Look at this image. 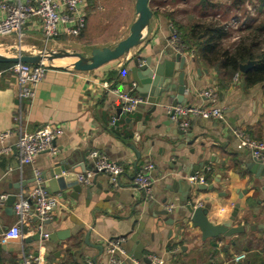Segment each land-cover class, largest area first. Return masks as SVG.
I'll use <instances>...</instances> for the list:
<instances>
[{
  "label": "crops",
  "instance_id": "obj_1",
  "mask_svg": "<svg viewBox=\"0 0 264 264\" xmlns=\"http://www.w3.org/2000/svg\"><path fill=\"white\" fill-rule=\"evenodd\" d=\"M101 1L102 8L89 10L86 31H98L101 12L106 10L108 0ZM201 1L149 0L153 14L149 27L143 31L140 44L127 56L88 72L55 66L51 62L34 98L21 105L13 71L16 64L2 63L13 65L0 71V133L11 131L0 142V151H3L0 195L17 198L34 187L36 172L41 175L56 171L62 165H74L69 171L81 174L78 165L91 169L90 154L94 151L120 165L123 172L117 186L111 185L107 175L99 174L96 183L100 188L93 186L90 195L82 191L75 198L70 196L72 191L65 181L57 183L58 192L50 193L56 196L57 205L51 220L44 223L43 232L49 235L59 232L62 240L24 243L37 233L33 220V225L23 228L22 238L4 244L6 251L0 253V264H19L22 252L37 253L43 264H109L107 247L109 241L115 239L121 240L126 255L139 245L142 257L156 256L165 264H264V177L249 173L245 165L253 158L232 133L243 130L251 138L264 142V83L247 88L243 76L238 75L236 80L221 86L220 74L206 66L193 51H186L187 105L210 106L212 103L201 94L211 90L216 95L213 105L223 110L220 121L191 118L188 130L183 131L188 141L175 133V129L180 130L175 123L163 125L167 119L162 112L168 103L151 116L148 115L150 105H138L126 115L130 119L127 123L125 118L117 116L122 104L109 90L138 97L127 78L132 61L138 57L169 59L167 39L172 23L186 27L214 14L225 25L224 30H229L226 26L232 19L239 21L236 14L240 10L231 8L230 0H209L204 5ZM251 12L247 7L244 12L249 16L247 21L253 18ZM24 32L26 37L20 53L11 35L0 38V55L13 58L42 52V34L34 22L30 21ZM62 39L65 38H59L49 47L54 48ZM234 43L232 38L231 45ZM18 111L22 112L26 132L46 125L63 129L54 142L55 152L36 156L33 163L21 171L13 131V118ZM112 118L117 119L115 126H110ZM137 125L140 127L139 141L135 144L140 153L138 162L135 153L128 148ZM182 158L187 170L198 161L201 163L198 173L209 176L206 185H211L212 190H197L188 183L181 172ZM147 163L154 165L149 197L132 186L134 175ZM45 183L43 181L47 190ZM186 204L207 207V220L214 226L230 223L232 228L240 227L243 231L215 239L203 238L190 223ZM236 207V216L230 221ZM163 210L167 211V216L160 214ZM15 221L14 213L6 212L5 202L0 204V235ZM87 234L88 245L84 242ZM240 255L245 256L244 260L235 262Z\"/></svg>",
  "mask_w": 264,
  "mask_h": 264
},
{
  "label": "built area",
  "instance_id": "obj_2",
  "mask_svg": "<svg viewBox=\"0 0 264 264\" xmlns=\"http://www.w3.org/2000/svg\"><path fill=\"white\" fill-rule=\"evenodd\" d=\"M88 0H2L0 1V37L13 35L15 37V48L19 53L24 46L26 34L24 29L32 21L38 27L42 34V41L45 49L54 44L59 38H73L79 36L86 27ZM238 22L232 19L228 28L238 30ZM238 36L233 40L237 41ZM169 49L180 55H185L187 47L184 46L177 30L170 25V35L167 39ZM20 55V54H19ZM49 65L45 64H25L17 63L14 66V77L17 84V99L19 105L23 102L31 101L37 89L38 84L44 79ZM238 74H235L233 80H236ZM107 88V86H106ZM121 101V113L131 114L135 107L144 103V99L130 94H122L116 89H109ZM210 103V106L198 107H174L166 106V114L171 115V120L182 131H187L191 118H200L201 120L220 121L223 119V110L213 105L216 101V95L213 91H204L201 94ZM13 131L16 133L15 150L18 159V170L21 171L24 166L33 163L36 156L43 153L53 154L55 152L54 142L59 137L63 129L59 126L46 125L32 132H26L22 120V112L18 111L13 118ZM117 119L112 118L110 126L115 125ZM233 136L239 142L240 146L247 150L253 159L264 160V142L251 138L243 130H233ZM11 134V131L0 133V142ZM3 151H0V155ZM90 157L93 159L91 169L76 174V181L79 185H91L94 176L93 170L98 174H105L109 177L110 183L117 186L119 177L123 169L120 165L107 161L98 152H92ZM154 165L147 163L143 165L134 175L132 180L133 189L149 197L153 179L151 172ZM188 183L192 186L206 185L204 176L195 173L188 178ZM7 195H0V204H3ZM57 205V198L50 194L43 185L40 174H35V185L26 193L20 194L12 205V212L16 217L15 223L6 229L0 235V244L20 239L23 237V228L33 225L41 239L47 240L49 234L43 232L45 222L51 220L52 211ZM107 253L109 255V264H120L127 257L121 248V240L115 239L108 243ZM245 256L240 255L235 258V262L244 260ZM147 259L150 264H165L156 256H149ZM137 263L136 261H134ZM19 264H43L39 256L24 254L19 258Z\"/></svg>",
  "mask_w": 264,
  "mask_h": 264
},
{
  "label": "water",
  "instance_id": "obj_3",
  "mask_svg": "<svg viewBox=\"0 0 264 264\" xmlns=\"http://www.w3.org/2000/svg\"><path fill=\"white\" fill-rule=\"evenodd\" d=\"M135 13L136 19L131 24L129 28V34L119 41L114 47L108 48H94L89 56H85L78 52L66 51V50H56V51H45L40 52L36 55H18L13 58H8L0 55V63H25L31 65L42 64L43 62H54V60H66L69 61L66 68L88 72L99 68L100 66L109 63L111 61L120 59L129 54L130 50L137 47L141 42V36L144 30L149 27V22L152 18V11L149 8V0H135ZM169 59H153L150 57H138L132 61V67L127 73V78L129 80L130 87L138 95V97L144 99V103L140 105L148 104L151 108L148 111V115L151 116L152 113L156 111H161L164 107V103H168L172 108L189 107L187 104V99L185 97V92L188 89L186 82V56L175 53L170 49L166 54ZM255 61H249L245 64L239 65V72L245 74L248 70L255 66ZM172 113L166 114L162 112L167 121L163 125L170 126L173 125V121L170 119ZM117 116L125 118L128 123L129 118H126L125 114L121 113V109L117 111ZM152 118V117H151ZM136 132L133 134L132 141L128 144V148L133 151L136 155V162L140 159V153L136 150L135 144L139 141L140 127H138ZM174 132V131H173ZM175 133L180 135L181 139L187 140L185 132L175 129ZM188 141V140H187ZM184 158L180 161L183 164ZM74 165H62L56 171H50L48 173H42L40 178L45 181L47 191L49 193H56L58 189L56 188L57 183H62L65 181L67 183V188L71 189V197H76L77 194L84 191L87 195L91 194V189L93 186L100 188L96 183V178L99 175L96 170H93V178L91 185L84 186L79 185L76 181V175L70 172V168ZM247 170L250 174L257 178L264 177V162L253 159L252 162L247 163ZM80 171L85 172L87 170L84 165H78ZM202 168L201 163L193 164L189 170L185 169L182 165L181 172L183 176L189 178L195 173H198ZM205 170V169H204ZM61 174H64L63 177ZM23 185V183H22ZM192 186L187 184V188L191 189ZM18 189L20 186L17 187ZM197 190H212L213 187L207 185H196ZM16 199L15 195H8L5 201L6 212L12 213V205ZM186 211L189 215V221L193 227L197 228L203 238L215 239L221 235L231 236L237 233H241L242 228H232L230 223H225L220 226H214L210 224L207 220V207H192L190 204L185 205ZM237 212V207L231 215L230 221H233ZM161 215L167 216L166 210L161 211ZM40 236L36 233L34 236L24 240V243L29 244L32 241L40 240ZM48 241L56 242L61 239V234L59 232L53 233L48 236ZM84 242L88 245V234L84 238ZM6 251V247L0 244V253ZM37 253H35V256ZM131 261H141L144 264H150V261L146 257H142L139 245H136V249L132 253L127 254L124 261L120 264H127Z\"/></svg>",
  "mask_w": 264,
  "mask_h": 264
},
{
  "label": "trees",
  "instance_id": "obj_4",
  "mask_svg": "<svg viewBox=\"0 0 264 264\" xmlns=\"http://www.w3.org/2000/svg\"><path fill=\"white\" fill-rule=\"evenodd\" d=\"M208 1L201 2L204 5ZM230 1L233 3L231 8L235 10H240L244 3V0ZM261 2L264 6V0ZM97 3L99 0H88L86 13L88 14L91 8L94 9ZM207 18L186 27L172 23L187 51H193L206 66L220 74L221 86L228 85L235 74L243 76L247 88L264 83V11H260L259 16L251 18L244 28L237 30L240 36L229 47L224 45L230 36L229 30H224L225 25H222L214 14ZM249 61H255V66L241 74L239 65ZM12 65L0 63V71ZM204 179L208 182L209 176L205 174Z\"/></svg>",
  "mask_w": 264,
  "mask_h": 264
},
{
  "label": "rangeland",
  "instance_id": "obj_5",
  "mask_svg": "<svg viewBox=\"0 0 264 264\" xmlns=\"http://www.w3.org/2000/svg\"><path fill=\"white\" fill-rule=\"evenodd\" d=\"M102 3L103 1L97 3L95 7L102 8ZM133 4L134 0H108L107 6H104L106 10H102L101 12L102 18L98 31L90 32V30L86 31L84 29L85 31L83 30V32L79 36L62 39L60 43L57 42L54 48L48 46L46 47V50L51 49L55 51H74L85 56H89L94 48L114 47L119 41L124 39L129 34V28L135 21L136 17L134 18L133 15ZM247 7L252 9L251 15L253 17L259 16V12L264 11V6H262L261 0H244L240 12L236 14L238 15L237 18L239 19L237 26L238 29L240 28V26L245 25L249 22L247 21L249 19V16L246 17V15H244ZM216 18L218 20V17ZM229 32L230 36L224 42V45L226 47L231 46V40L234 36H240L237 30L229 29ZM92 35L93 39H90ZM42 48L45 49V47ZM50 63L44 62L45 65H50ZM53 64L55 66H60L55 62H53Z\"/></svg>",
  "mask_w": 264,
  "mask_h": 264
},
{
  "label": "bare ground",
  "instance_id": "obj_6",
  "mask_svg": "<svg viewBox=\"0 0 264 264\" xmlns=\"http://www.w3.org/2000/svg\"><path fill=\"white\" fill-rule=\"evenodd\" d=\"M54 62L57 64H59L60 66H63V67H65V66H67V64L69 63V61H66V60H54Z\"/></svg>",
  "mask_w": 264,
  "mask_h": 264
}]
</instances>
